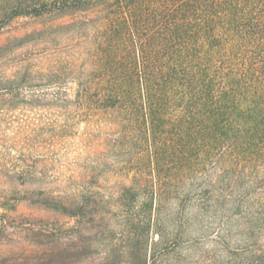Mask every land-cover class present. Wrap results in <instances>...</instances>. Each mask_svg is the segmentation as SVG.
<instances>
[{"label": "rangeland", "instance_id": "374dc122", "mask_svg": "<svg viewBox=\"0 0 264 264\" xmlns=\"http://www.w3.org/2000/svg\"><path fill=\"white\" fill-rule=\"evenodd\" d=\"M57 1L0 0V264H264V136L193 148L177 107L105 106L121 6Z\"/></svg>", "mask_w": 264, "mask_h": 264}, {"label": "trees", "instance_id": "16d2710c", "mask_svg": "<svg viewBox=\"0 0 264 264\" xmlns=\"http://www.w3.org/2000/svg\"><path fill=\"white\" fill-rule=\"evenodd\" d=\"M116 1L124 22L110 28L126 49L105 57L113 80L100 95L105 106L138 105L153 128L177 107L175 130L195 138L193 148L207 141L209 150L252 154L257 132L264 136V0ZM51 207L74 214L62 201Z\"/></svg>", "mask_w": 264, "mask_h": 264}]
</instances>
